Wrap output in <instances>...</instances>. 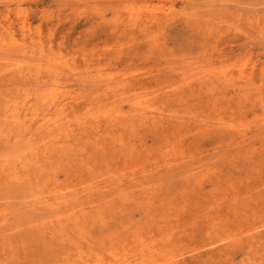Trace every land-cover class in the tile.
Listing matches in <instances>:
<instances>
[{
  "label": "rangeland",
  "instance_id": "374dc122",
  "mask_svg": "<svg viewBox=\"0 0 264 264\" xmlns=\"http://www.w3.org/2000/svg\"><path fill=\"white\" fill-rule=\"evenodd\" d=\"M0 100V264H264V0H0Z\"/></svg>",
  "mask_w": 264,
  "mask_h": 264
},
{
  "label": "bare ground",
  "instance_id": "6f19581e",
  "mask_svg": "<svg viewBox=\"0 0 264 264\" xmlns=\"http://www.w3.org/2000/svg\"><path fill=\"white\" fill-rule=\"evenodd\" d=\"M48 60H49V59H48ZM24 66H25V65H24ZM50 69H51V68H50ZM182 69H183V68H182ZM11 73H12V72H11ZM32 74H33V73H32ZM128 75H129V74H128ZM20 77H21V76H20ZM89 78H90V77H89ZM237 78H238V77H237ZM102 79H103V78H102ZM92 80H93V78H92ZM44 81H45V80H44ZM90 81H91V80H90ZM120 85H121V84H120ZM120 85H119V86H120ZM28 86H29V85H28ZM261 87H262V86H261ZM25 89H26V88H25ZM53 89H54V88H53ZM27 90H28V89H27ZM177 90H178V89H177ZM49 94H50V93H49ZM133 97H134V96H133ZM0 101H1V100H0ZM62 104H63V103H62ZM102 104H103V103H102ZM110 104H111V103H110ZM136 105L138 106V104H136ZM139 105H140V104H139ZM139 107H140V106H138V108H139ZM60 108H61V107H60ZM140 108H141V107H140ZM56 109H57V108H56ZM10 110H11V109H10ZM97 111H98V109H97ZM104 111H105V110H104ZM102 112H103V110H102ZM102 112H101V113H102ZM110 113H111V111H110ZM9 115H10V114H8V116H9ZM14 115H15V114H14ZM56 115H57V114H56ZM169 115H170V114H169ZM61 116H62V115H61ZM48 118H49V116H48ZM48 118H47V119H48ZM54 118H55V115H54ZM47 119H46V120H47ZM55 119H56V118H55ZM44 120H45V119H44ZM53 121H54V119H53ZM42 123H43V122H42ZM50 123H51V119H50ZM47 124H49V122H48ZM39 125H40V124H39ZM53 125H55L53 128H54V130H55L56 132H57V131L60 132V131L63 130L59 123H58V124L56 123V124H53ZM221 125H222V124H221ZM7 128H8V127H7ZM204 131H205V130H204ZM60 133H61V132H60ZM61 134H62V133H61ZM55 135H56V134H55ZM55 137H56V136H55ZM245 143H246V142H245ZM2 144H3V143H2ZM25 145H26V144H25ZM15 146H16V145H15ZM28 146H29V145H28ZM28 146H27V147H28ZM30 146H32V145H30ZM19 147H20V146H19ZM27 147H26V148L24 147V149H27ZM32 147H33V146H32ZM29 148H30V147H29ZM11 149H12V148H11ZM20 150H22V149H20ZM16 153H17V154H21L20 151H19V153H18V152H16ZM23 153H24V152H23ZM16 161H17V160H16ZM15 163H16V162H15ZM186 175H187V174H186ZM194 176H195V175H194ZM77 197H78V196H77ZM34 198H35V197H34ZM34 198H33V200H34ZM34 203H35V202H34ZM51 216H52V215H51ZM95 262H96V261H95ZM259 262H260V261H259Z\"/></svg>",
  "mask_w": 264,
  "mask_h": 264
}]
</instances>
